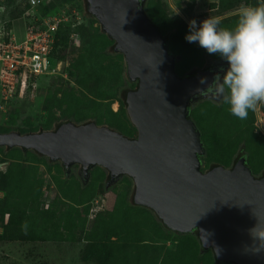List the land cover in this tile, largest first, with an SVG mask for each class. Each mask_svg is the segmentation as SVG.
<instances>
[{
	"label": "rangeland",
	"instance_id": "374dc122",
	"mask_svg": "<svg viewBox=\"0 0 264 264\" xmlns=\"http://www.w3.org/2000/svg\"><path fill=\"white\" fill-rule=\"evenodd\" d=\"M7 1L2 13L6 18L11 9ZM17 1L11 2L14 9L20 6ZM217 1L195 0L193 4L192 0H147L145 11L162 35L168 36L179 77L194 68L202 70L208 61L221 60L185 39L191 20L197 27L209 16L219 18L221 27L234 25L243 2L221 12L210 6ZM83 5V0H63L53 14L74 11L80 17ZM191 5L192 12L187 13ZM93 27L99 26L95 23ZM15 33L22 35L20 26ZM94 37L87 36L84 43L75 45L76 51L58 65L54 77L40 81L24 97L17 93L18 102H0V134L54 130L57 123L69 121L94 122L128 137L136 136L119 101L128 83L124 79L118 89L112 77L122 61H104L98 52L110 43L103 36ZM90 44L97 50L96 57L92 56L94 66L103 60L108 67L102 80V73H96L93 81L89 79V74L95 75L84 54ZM80 59L84 64H77ZM190 116L205 148L202 169L208 163L229 168L243 149L253 175L262 176L264 103L240 120L221 100L218 104L200 100ZM36 156L23 154L19 148L0 147V236L10 218L17 231L13 240L0 239V264H216L200 253L193 237L171 236L151 211L134 206L133 185L128 178L106 187V171L95 167L84 182L78 166L66 175L60 162L50 163Z\"/></svg>",
	"mask_w": 264,
	"mask_h": 264
},
{
	"label": "water",
	"instance_id": "95a60500",
	"mask_svg": "<svg viewBox=\"0 0 264 264\" xmlns=\"http://www.w3.org/2000/svg\"><path fill=\"white\" fill-rule=\"evenodd\" d=\"M146 2L83 0L114 42L113 53L122 55L126 80L137 82L124 102L135 137L94 122H67L56 130L0 134V147L60 162L66 174L78 166L84 182L95 167L106 171V187L126 177L134 205L151 211L170 232L196 230L202 247L220 262L264 264V247L251 231L258 224L264 227V175L254 176L244 157L229 168L201 171L205 148L189 108L216 100L198 90L220 71L195 70L179 77L175 57L146 14Z\"/></svg>",
	"mask_w": 264,
	"mask_h": 264
},
{
	"label": "clouds",
	"instance_id": "9594fccd",
	"mask_svg": "<svg viewBox=\"0 0 264 264\" xmlns=\"http://www.w3.org/2000/svg\"><path fill=\"white\" fill-rule=\"evenodd\" d=\"M220 24L219 18L210 16L199 27L195 20L189 22L186 41L198 43L228 65L211 84L201 78L200 83L208 86L198 91L209 92L228 106L232 116L245 120L250 111L264 103V0L242 4L232 27ZM251 231L264 247V227L258 224Z\"/></svg>",
	"mask_w": 264,
	"mask_h": 264
},
{
	"label": "built area",
	"instance_id": "2783aa9c",
	"mask_svg": "<svg viewBox=\"0 0 264 264\" xmlns=\"http://www.w3.org/2000/svg\"><path fill=\"white\" fill-rule=\"evenodd\" d=\"M1 2L0 102L6 104L15 99L17 93H23L30 80L56 74L58 65L62 64L51 65L56 34L61 26L80 17L74 11L68 14L63 10L43 14L45 0H27V8L16 20L17 27L22 29V35L17 36L14 20L2 16Z\"/></svg>",
	"mask_w": 264,
	"mask_h": 264
},
{
	"label": "trees",
	"instance_id": "16d2710c",
	"mask_svg": "<svg viewBox=\"0 0 264 264\" xmlns=\"http://www.w3.org/2000/svg\"><path fill=\"white\" fill-rule=\"evenodd\" d=\"M1 1H2L1 5L4 6L5 0H1ZM10 1L11 0L7 1L8 2L7 4H9L8 6L11 7V9L9 10V16L7 18H9L11 20H14V26L16 25V27H17L18 24H17L16 20H18V18H20L21 14L27 8V0H18L17 2L19 3L18 5H20V6L17 7V5H16V9H14L12 7V5H11V2L13 3L14 0H12L11 2ZM62 1L63 0H45L42 13L43 14H48V13L56 12L55 8H57L58 5L62 3ZM194 2H195V0H192L193 4H194ZM241 2H243V4L244 3L250 4V3H257L258 0H218L216 2L217 4L214 3V4L210 5V6H211L212 9L217 8L219 11L224 12V11L231 10L232 7L241 4ZM46 3H47V5H45ZM192 5L188 6L187 10H185L187 13L189 11L192 12V7H193ZM146 14H147V12H146ZM147 16H148V14H147ZM148 18L150 19L152 24L160 32V34H161V36H162L163 40L165 41V44H166V46L168 48L169 54L172 55V53L170 52V49H169L168 36L162 35V33H161L159 27L156 25V23L149 16H148ZM95 23H97L96 20L88 14L86 7L83 5L80 19L79 20H70L69 23L64 24L63 26H61L59 31L57 32L56 38H55L56 40H55L54 48H53V51H52L51 56H50L51 65L54 66L58 62L64 63V61L67 60L68 56L70 54H72V52L76 51L75 45H77L80 42L84 43L87 36L93 35V36H95L94 38H99L101 36L107 38V40L110 43L109 46H107V48H105V49L101 50L100 52H98V54L101 55L102 59L104 61H106L108 64L112 63L115 59H118V58H120L121 61H122V64L119 66V68L116 71V75L115 76L112 75V77L114 78L113 79L114 83L118 85V87H117L118 89L122 86V83H123L124 79L128 83V86L126 88H124L120 92L119 101H120L121 106H123L127 93L130 90L136 88L137 82H129V81L126 80V78H125V65L123 63L122 55L113 53L114 42L111 39H109L106 35H104L101 32L99 27L93 29L94 28L93 24H95ZM232 24H233V22H231V24H229V26H232ZM90 31H92V32L90 33ZM87 48H88L87 51H86L87 53H85L82 49H81V51L84 52L85 57L87 59L86 61L90 62L89 66H91V67L93 66L91 68V70L95 74V75L89 74L88 75L89 79L91 81H93V79H95V77H97L96 73H98L99 76L102 73V75L100 77V79L102 80V77L104 76L105 71L107 70L108 67H106V64L104 63L103 60H102V63L100 62L101 64L98 63L97 65L94 66V62H92L94 59L92 60V58L96 57L97 50L94 48L93 44H90ZM172 56L174 57V55H172ZM81 63L84 64V61L82 59L77 61L78 65H81ZM176 63L177 62H176V58H175V65H176ZM206 64H208V63H206ZM52 77H54V76H43V77L35 78L31 82L29 81L27 87L25 88V90L23 91L21 96L24 97V96H26L27 93L32 92L33 88H35V86H37L40 81L45 80V78L47 79V78H52ZM21 96H19V97H21ZM12 102H18L17 94L15 96L14 101H12ZM192 109L193 108H189L190 114L192 112ZM124 114H125V111H124ZM67 122H69V121L57 123L54 126V130L58 129L61 125L65 124ZM38 132H41V130L38 131ZM18 133L19 134H23V133H21L19 131H18ZM123 135L128 137V135H126V134H123ZM21 152L23 154L33 153V152H30V151H23V150H21ZM239 155L246 159L247 166L251 170V172L253 173L252 168L248 164L247 156L243 153V149H242V151L239 152L237 157ZM235 160L236 159H234V161ZM48 161L50 163H52V161H50L49 159H48ZM201 161H202V159H201ZM217 165H219V164H215V163H213V164L210 163L209 164L208 163L205 170L208 171L209 169H211V168H213V167H215ZM60 166L63 168V170H65L64 167L61 164H60ZM205 170L203 169L204 172H206ZM262 172L264 173V171H262ZM132 203H133V196H132ZM142 209H144V208H142ZM11 219L12 218H10L7 221V223L3 226V233L0 236L1 240H13L15 238L14 237V235H15L14 233H17V231L13 228ZM158 222L160 223V225L162 227H164L160 221H158ZM165 229H167V228H165ZM167 232H168V234H170L171 236H173V237H175L177 239H181V238H183L185 236L193 237L195 239L198 247H199L200 253L207 254L208 256H210L215 261L216 264H233V263H223V262L218 261L215 258V255H214V253H213V251L211 249H204L202 247L199 239H198V234H197L196 230H193L189 234H184V235L172 233L169 230Z\"/></svg>",
	"mask_w": 264,
	"mask_h": 264
},
{
	"label": "flooded vegetation",
	"instance_id": "af4514ba",
	"mask_svg": "<svg viewBox=\"0 0 264 264\" xmlns=\"http://www.w3.org/2000/svg\"><path fill=\"white\" fill-rule=\"evenodd\" d=\"M208 64H206L205 65V67L202 69V70H211V69H215L217 72H219L220 71V74L222 75L223 74V72H222V70L223 69H226L227 68V62L226 61H224V60H212V61H208L207 62ZM195 70H198V69H196V68H194L193 70H191L188 74H186L184 77H189L192 73H193V71H195ZM135 89V88H134ZM134 89H132V90H134ZM132 90H130V91H132ZM209 101L211 100V101H213L214 103H216V104H218L219 103V101L220 100H214V99H208ZM202 101V100H201ZM198 102V101H197ZM197 102H195V104L197 103ZM194 104V105H195ZM194 105H193V107H194ZM192 107V108H193ZM242 156H238L237 158H235L236 160L232 163V166L235 164V162L239 159V158H241ZM202 159V158H201ZM203 162L201 161V164H202ZM231 166V167H232ZM74 167V166H73ZM73 167H71L70 168V170H69V173L68 174H70L71 172H72V168ZM201 171H203V169H202V167H201ZM64 172H65V170H64ZM78 174H79V177H81L82 178V176H81V171H80V168L78 167ZM204 172V171H203ZM65 174H66V172H65ZM68 174H66V175H68ZM263 176L264 175V173L262 172V174H260V176ZM82 181H83V179H82Z\"/></svg>",
	"mask_w": 264,
	"mask_h": 264
}]
</instances>
